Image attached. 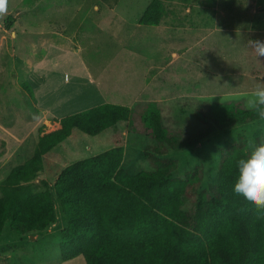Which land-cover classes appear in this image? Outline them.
I'll return each mask as SVG.
<instances>
[{
  "label": "rangeland",
  "instance_id": "obj_1",
  "mask_svg": "<svg viewBox=\"0 0 264 264\" xmlns=\"http://www.w3.org/2000/svg\"><path fill=\"white\" fill-rule=\"evenodd\" d=\"M163 1L161 23L144 25L139 18L151 0H9L7 13L0 16V183L32 157L40 127L45 132L60 127L57 118L104 102L129 107L152 102L174 123L182 122L194 118L205 99L245 98L264 85V57L257 58L248 45L264 40V0ZM47 48L64 53L65 67L81 66V61L88 68L95 91L87 88L84 105L59 101L82 94L77 70L56 72L55 78L63 80L42 95L41 73L29 63L35 64ZM22 83L31 86L37 103ZM239 134L255 142L264 135V125L254 120L216 129L192 148L170 150L168 155L179 160L175 174L184 176L203 163L207 186L218 171L220 148ZM116 145L124 147V166L130 171L148 168L154 141L131 131L128 122L95 136L74 128L45 155L33 188L43 189V179L52 183L67 165ZM56 203L58 220L44 232L21 237L6 222L0 264L66 262L60 243L68 219ZM79 261L87 264L82 255Z\"/></svg>",
  "mask_w": 264,
  "mask_h": 264
},
{
  "label": "trees",
  "instance_id": "obj_2",
  "mask_svg": "<svg viewBox=\"0 0 264 264\" xmlns=\"http://www.w3.org/2000/svg\"><path fill=\"white\" fill-rule=\"evenodd\" d=\"M164 6L151 0L139 23L160 24ZM22 87L37 103L31 86ZM196 110L194 118L174 123L152 102H104L57 118L55 130L40 127L32 157L0 183V237L8 221L21 237L46 231L58 220L59 201L68 219L62 261L83 255L87 264H264V211L232 192L236 161L250 153L251 140L239 134L220 148L218 171L207 186L203 163L178 176L179 160L169 156L216 129L252 122L255 114L243 98L205 99ZM122 122L154 141L148 168L130 171L124 147L116 145L67 165L52 183L43 179V189L33 188L45 155L74 128L95 136ZM255 144H264V135Z\"/></svg>",
  "mask_w": 264,
  "mask_h": 264
},
{
  "label": "clouds",
  "instance_id": "obj_3",
  "mask_svg": "<svg viewBox=\"0 0 264 264\" xmlns=\"http://www.w3.org/2000/svg\"><path fill=\"white\" fill-rule=\"evenodd\" d=\"M9 0H0V16L8 11ZM257 58L264 57V40L248 41ZM239 101L241 97H233ZM246 107L252 110L258 125H264V85L257 86L250 95L243 98ZM250 153L236 161L237 176L232 186L234 195L243 197L259 211H264V144L249 141Z\"/></svg>",
  "mask_w": 264,
  "mask_h": 264
},
{
  "label": "crops",
  "instance_id": "obj_4",
  "mask_svg": "<svg viewBox=\"0 0 264 264\" xmlns=\"http://www.w3.org/2000/svg\"><path fill=\"white\" fill-rule=\"evenodd\" d=\"M8 31V30H7ZM15 32V31H12V33ZM54 50H56V48H47V51L44 53V54H41L40 55V58L38 61H36V63H29V66L31 68H33L34 66V69L41 73L39 76H42L41 79L38 81V83H41L40 85H43L44 87V93H42V95H48V92L46 91V88L50 87V86H53L57 83H59V81L57 80H63L62 77L60 78H55L54 74L56 72H60V70H69V72L71 70H77L79 73H80V83H79V80L76 84L74 85H77L78 83L81 85V92L82 94L78 95L76 94V97L73 96L71 97V95H69L66 99L64 100H59L61 103H64L66 102H69L68 103V106H73V104H76L77 106L78 105H84V103H86V98H87V88H92V90L95 91V85H94V82H93V79L91 78L90 74L88 73V68L85 67V65L83 63H79V65L81 66H77L75 68H70V66L68 67H65V65L62 64V56H60L61 54H64L63 52H59L60 49H57L55 53ZM49 53V55H48ZM48 55V56H47ZM54 56L56 57H59L60 60H55ZM67 58H71V56H68ZM55 64V66H54ZM29 67V68H30ZM54 67L56 68L54 70ZM73 67V66H71ZM69 68V69H68ZM68 72V73H69ZM71 74V72L69 73ZM45 75V76H44ZM61 76V75H58V77ZM68 78L70 79V75L68 76ZM60 84H63V82H61ZM56 89L54 88L53 92H55ZM40 94V93H39ZM81 255L73 258V259H70V260H67L64 264H79V262L81 264H83V262L79 261V258H80ZM83 256V255H82Z\"/></svg>",
  "mask_w": 264,
  "mask_h": 264
}]
</instances>
